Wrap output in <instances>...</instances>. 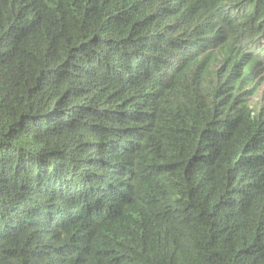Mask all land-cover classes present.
<instances>
[{"label": "trees", "instance_id": "trees-1", "mask_svg": "<svg viewBox=\"0 0 264 264\" xmlns=\"http://www.w3.org/2000/svg\"><path fill=\"white\" fill-rule=\"evenodd\" d=\"M264 0H0V264H264Z\"/></svg>", "mask_w": 264, "mask_h": 264}, {"label": "rangeland", "instance_id": "rangeland-1", "mask_svg": "<svg viewBox=\"0 0 264 264\" xmlns=\"http://www.w3.org/2000/svg\"><path fill=\"white\" fill-rule=\"evenodd\" d=\"M257 97L253 99V103H259L262 102L264 99V81L260 84V87L258 88Z\"/></svg>", "mask_w": 264, "mask_h": 264}]
</instances>
